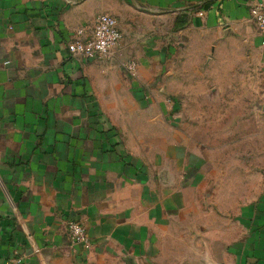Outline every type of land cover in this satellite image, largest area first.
I'll use <instances>...</instances> for the list:
<instances>
[{
	"label": "crops",
	"instance_id": "obj_1",
	"mask_svg": "<svg viewBox=\"0 0 264 264\" xmlns=\"http://www.w3.org/2000/svg\"><path fill=\"white\" fill-rule=\"evenodd\" d=\"M254 2L0 0V264H264V134L229 150L177 101L192 81L240 80L243 47L264 94ZM102 13L122 33L111 54L72 56ZM245 122L224 126L239 139Z\"/></svg>",
	"mask_w": 264,
	"mask_h": 264
},
{
	"label": "rangeland",
	"instance_id": "obj_2",
	"mask_svg": "<svg viewBox=\"0 0 264 264\" xmlns=\"http://www.w3.org/2000/svg\"><path fill=\"white\" fill-rule=\"evenodd\" d=\"M186 25L179 28L175 27V46L179 49L182 48L181 44L184 38L180 34V31L183 30ZM237 51L238 62L233 65V70L241 73L242 78L240 80L231 79L232 74L228 69L222 72L221 79L219 78L220 80L207 76L204 79L192 81L193 85H186L187 87L190 86L191 94L189 95L190 92H188L185 96L184 94L186 91L181 90L183 94L177 96V101L180 106L185 104V109H189V106L191 107V114L195 119L203 123H212V127L209 129L211 133L210 139H217L219 144L223 143V147L227 146L229 150L230 146L237 141L239 145L245 143L242 135H246V130L250 129L253 125L255 126L254 130L256 135L264 134L259 127V121H261L264 115L261 61L258 60V53L254 52L255 65L250 63V58H248L249 55H247L248 52H251L249 48L243 47L239 48ZM232 87L238 89L234 91ZM201 105L202 110L200 111L198 107ZM252 110L255 111L254 116ZM186 114L187 113L184 111L183 115ZM221 118H223V124L221 125L219 122V125L214 127L215 120ZM247 118L253 120V124L250 123V125L247 126L245 122V126L238 129L239 139L232 138V129L225 127L224 124L228 123L231 119L246 120ZM195 126L197 127L199 124L196 123ZM234 130L236 131V129ZM215 132H217L216 136Z\"/></svg>",
	"mask_w": 264,
	"mask_h": 264
},
{
	"label": "built area",
	"instance_id": "obj_3",
	"mask_svg": "<svg viewBox=\"0 0 264 264\" xmlns=\"http://www.w3.org/2000/svg\"><path fill=\"white\" fill-rule=\"evenodd\" d=\"M250 18L254 21L264 37V0H255L249 9ZM83 30L77 31V38L68 43V51L74 57L85 60H97L108 57L112 49L122 38L117 19L108 13L98 15L90 29L89 35L83 37ZM126 71L133 76L136 63L129 61L124 64ZM66 233L73 244L88 241L85 226L77 220H69ZM11 264H22V258H15Z\"/></svg>",
	"mask_w": 264,
	"mask_h": 264
},
{
	"label": "trees",
	"instance_id": "obj_4",
	"mask_svg": "<svg viewBox=\"0 0 264 264\" xmlns=\"http://www.w3.org/2000/svg\"><path fill=\"white\" fill-rule=\"evenodd\" d=\"M188 23V17L186 16L185 13H181L176 16L175 19V27H182Z\"/></svg>",
	"mask_w": 264,
	"mask_h": 264
}]
</instances>
